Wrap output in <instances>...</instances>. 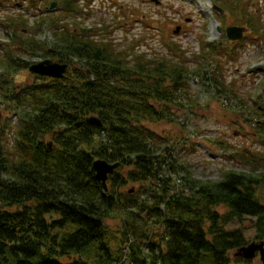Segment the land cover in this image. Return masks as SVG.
Masks as SVG:
<instances>
[{
  "label": "trees",
  "instance_id": "1",
  "mask_svg": "<svg viewBox=\"0 0 264 264\" xmlns=\"http://www.w3.org/2000/svg\"><path fill=\"white\" fill-rule=\"evenodd\" d=\"M63 1L73 8V1ZM2 18L5 36L16 28L27 33L12 23L20 21L15 16ZM65 32L55 39L51 57L70 66L66 78L44 77L50 82L22 91L26 99L16 98L6 78L30 65L10 50L3 57L0 106L10 110L15 103L18 124L11 150L0 128V264H232L230 253L246 246L242 231L226 230L233 216L255 219L264 238V204L255 191L264 175L231 171L217 182H201L179 161L175 145L152 129L176 124L190 134L178 113H193L212 97L239 98L217 60H235L227 50L233 44H208L209 54L190 69L179 57L124 56L103 40ZM40 45L27 39L18 49L35 57ZM252 111L264 115L263 107ZM90 117L103 125L89 124ZM96 160L120 163L118 170L127 172L111 175L104 191L95 177ZM174 176L185 186L173 187ZM130 181L141 188L122 191ZM220 205L233 216H220L214 210ZM116 216L123 223L121 237L106 224Z\"/></svg>",
  "mask_w": 264,
  "mask_h": 264
},
{
  "label": "rangeland",
  "instance_id": "2",
  "mask_svg": "<svg viewBox=\"0 0 264 264\" xmlns=\"http://www.w3.org/2000/svg\"><path fill=\"white\" fill-rule=\"evenodd\" d=\"M17 1H0V18L3 19V15L7 14L15 16L20 21L13 20L12 23L22 30L26 29L25 41H40L44 47H34L35 57L21 53L18 47L25 41L22 42L24 36L20 34V28L13 29L9 36H5L6 31L0 26V84L5 80L4 77L2 79L5 73L2 62L7 50L29 65L45 59L57 62L49 54L43 55L54 48L58 36L67 34L64 33L66 29L79 37L103 40L115 54L136 57L143 52L147 58L163 56L174 61H178L176 57H179L192 69L197 67L205 54H209L206 48L208 44L227 48L228 28H249L248 23L251 22L253 26L245 38L232 48H227L236 55L235 60H230L229 56L217 59L223 68L224 80L227 84L232 82L239 98L219 101L212 97L194 108L193 113H178L179 120L193 131L190 134L176 124L161 123L152 125V129L164 141L175 145L179 161L193 178L201 182H217L231 171L253 177L264 175V134L259 133L258 127L264 115L251 112V109L264 108V71L260 70L264 68V0H69L73 1V8L67 7L68 4L63 0ZM53 3L56 6L52 9ZM17 16L21 17L18 19ZM43 78L25 69L6 79L16 91V98L26 99L22 91L35 83L50 82ZM258 98L262 102L257 104ZM241 102L250 109L246 110L244 106L241 110ZM11 104L10 110L0 106V128L11 140L10 150L16 141L18 124L12 114L16 104ZM251 114L254 115L251 117ZM126 172L125 169L120 173ZM173 184L176 189L185 186L179 176L173 177ZM140 188L141 184L130 181L121 190L133 192ZM255 191L257 200L264 204V182L255 185ZM214 210L220 216H233L223 205ZM117 217L108 219L106 224L114 235L121 237L123 223ZM255 225V219L233 216L226 230L242 231L248 245L264 241ZM116 241L112 246H117ZM123 252H126L122 256L125 260L128 252ZM235 252L229 255L232 264H263L259 254L253 260L238 257L239 262H235Z\"/></svg>",
  "mask_w": 264,
  "mask_h": 264
},
{
  "label": "water",
  "instance_id": "3",
  "mask_svg": "<svg viewBox=\"0 0 264 264\" xmlns=\"http://www.w3.org/2000/svg\"><path fill=\"white\" fill-rule=\"evenodd\" d=\"M55 7V5H53ZM219 10V8H216ZM222 11V10H221ZM180 30V29H179ZM221 32V29H218ZM247 29L245 27H230L226 30V35L229 41L236 42L244 38ZM68 66L66 64L55 63L51 60H45L43 62L30 66L31 73L46 76L54 79L65 78ZM87 122L93 126L101 127L102 121L97 117L87 118ZM50 146H52L50 144ZM120 167V163L110 164L104 160H96L93 168L96 174V179L101 183L104 190H108L109 175L113 174ZM132 192V191H131ZM259 254L262 263L264 264V241L259 243L253 242L241 248H238L235 252L236 258L240 257L245 260H253Z\"/></svg>",
  "mask_w": 264,
  "mask_h": 264
},
{
  "label": "flooded vegetation",
  "instance_id": "4",
  "mask_svg": "<svg viewBox=\"0 0 264 264\" xmlns=\"http://www.w3.org/2000/svg\"><path fill=\"white\" fill-rule=\"evenodd\" d=\"M48 52L50 53L49 55H50V57H51V55H53V54H55V50H53V49H50V50H48ZM43 56H46V54H44ZM52 59H55V58H52ZM60 63V62H59ZM61 64H63V63H61ZM69 68H70V66H69ZM69 70V69H68ZM89 72V71H88Z\"/></svg>",
  "mask_w": 264,
  "mask_h": 264
}]
</instances>
